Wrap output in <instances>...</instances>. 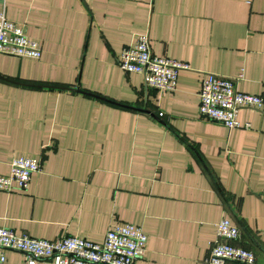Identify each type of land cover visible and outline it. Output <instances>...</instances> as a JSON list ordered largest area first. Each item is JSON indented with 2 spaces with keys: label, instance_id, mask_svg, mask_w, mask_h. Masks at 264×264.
Listing matches in <instances>:
<instances>
[{
  "label": "crops",
  "instance_id": "0c3cea01",
  "mask_svg": "<svg viewBox=\"0 0 264 264\" xmlns=\"http://www.w3.org/2000/svg\"><path fill=\"white\" fill-rule=\"evenodd\" d=\"M2 11L41 48L38 60L0 56V175L19 157L40 163L25 191L0 192L2 226L102 242L130 224L147 237L135 264H205L227 219L264 264V105L239 110L249 128L198 111L206 74H242L239 91L264 99V0H4ZM139 34L188 66L174 91L120 69ZM26 262L8 250L2 264Z\"/></svg>",
  "mask_w": 264,
  "mask_h": 264
},
{
  "label": "built area",
  "instance_id": "2783aa9c",
  "mask_svg": "<svg viewBox=\"0 0 264 264\" xmlns=\"http://www.w3.org/2000/svg\"><path fill=\"white\" fill-rule=\"evenodd\" d=\"M4 0H0L3 3ZM13 56L38 60L41 48L38 42L29 39L24 29L9 21L4 11L0 12V56ZM117 63L124 72L143 77L147 88L172 92L176 89L177 74L187 70L185 63L154 56L147 34H139L132 44L124 47ZM242 77H222L206 74L198 92L199 117L203 121L216 123L227 129L249 128L241 125L238 112L241 109L259 110L264 105L261 96L240 92L237 81ZM162 116V113L159 114ZM40 169L36 159L19 157L10 163V172L0 175V192H22L29 185L32 174ZM216 237L205 264H227L235 261L252 264L253 250L239 246L240 230L227 219L215 226ZM147 237L140 227L130 224L109 229L102 242H93L79 237L64 236L51 241L28 235H17L0 224V264L6 259L8 250L22 252L27 264L36 259H45L52 264H135L145 250Z\"/></svg>",
  "mask_w": 264,
  "mask_h": 264
}]
</instances>
